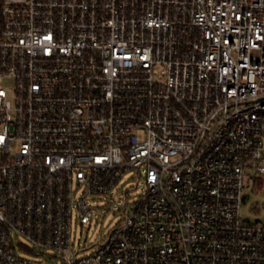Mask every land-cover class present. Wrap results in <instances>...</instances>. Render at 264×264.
Here are the masks:
<instances>
[{"label": "built area", "instance_id": "1", "mask_svg": "<svg viewBox=\"0 0 264 264\" xmlns=\"http://www.w3.org/2000/svg\"><path fill=\"white\" fill-rule=\"evenodd\" d=\"M260 176L264 0L0 1V264H264Z\"/></svg>", "mask_w": 264, "mask_h": 264}, {"label": "rangeland", "instance_id": "2", "mask_svg": "<svg viewBox=\"0 0 264 264\" xmlns=\"http://www.w3.org/2000/svg\"><path fill=\"white\" fill-rule=\"evenodd\" d=\"M260 184L244 189L245 199L241 207V215L245 223L263 224L264 225V176H260ZM130 185H134L135 181L130 180ZM126 184L127 186H129ZM102 206L103 202L99 201ZM95 214L97 220H94L91 226H81L79 222L73 225V235L76 240L77 247L87 248L91 251L96 248V244L103 240V234L108 232L117 222L118 216L112 211H104L103 209H96ZM38 262L41 264H62L59 258L50 259L49 256L39 255Z\"/></svg>", "mask_w": 264, "mask_h": 264}, {"label": "trees", "instance_id": "3", "mask_svg": "<svg viewBox=\"0 0 264 264\" xmlns=\"http://www.w3.org/2000/svg\"><path fill=\"white\" fill-rule=\"evenodd\" d=\"M1 1V0H0Z\"/></svg>", "mask_w": 264, "mask_h": 264}]
</instances>
